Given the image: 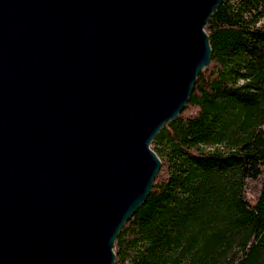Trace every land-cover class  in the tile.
Listing matches in <instances>:
<instances>
[{
    "label": "water",
    "instance_id": "1",
    "mask_svg": "<svg viewBox=\"0 0 264 264\" xmlns=\"http://www.w3.org/2000/svg\"><path fill=\"white\" fill-rule=\"evenodd\" d=\"M222 2L0 0V264H115Z\"/></svg>",
    "mask_w": 264,
    "mask_h": 264
},
{
    "label": "trees",
    "instance_id": "2",
    "mask_svg": "<svg viewBox=\"0 0 264 264\" xmlns=\"http://www.w3.org/2000/svg\"><path fill=\"white\" fill-rule=\"evenodd\" d=\"M189 102L151 143L160 172L115 264H264V0H223Z\"/></svg>",
    "mask_w": 264,
    "mask_h": 264
}]
</instances>
